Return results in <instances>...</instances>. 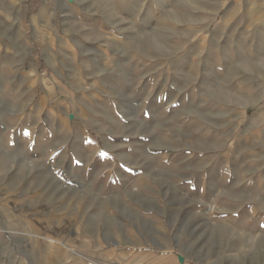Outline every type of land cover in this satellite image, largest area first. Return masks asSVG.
Masks as SVG:
<instances>
[{
	"label": "rangeland",
	"instance_id": "1",
	"mask_svg": "<svg viewBox=\"0 0 264 264\" xmlns=\"http://www.w3.org/2000/svg\"><path fill=\"white\" fill-rule=\"evenodd\" d=\"M0 264H264V0H0Z\"/></svg>",
	"mask_w": 264,
	"mask_h": 264
}]
</instances>
